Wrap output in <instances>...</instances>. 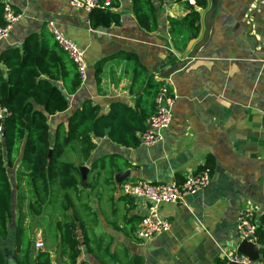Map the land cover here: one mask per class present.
Here are the masks:
<instances>
[{
    "label": "crops",
    "instance_id": "1",
    "mask_svg": "<svg viewBox=\"0 0 264 264\" xmlns=\"http://www.w3.org/2000/svg\"><path fill=\"white\" fill-rule=\"evenodd\" d=\"M4 2L20 18L1 41L0 53L21 47L30 33L54 40L49 22L84 51L87 77L74 94L66 95L67 110L48 117L51 136L59 125L66 127L68 117L85 100L103 114L117 101L136 107L147 76L133 81V61L128 56L136 55L157 80L163 70L182 62L168 78L176 99L161 142L124 147L106 137L93 138L96 147L83 167L91 183L88 191L97 195L91 201L94 216L89 212L81 222L95 257L82 245L81 259L90 264H218L223 261L222 250L241 249L253 258L252 264H263L259 248L240 240L237 213L252 206L257 222L264 216V0H215L214 7L207 0L205 8L191 5L199 13V31L177 47L169 33L170 20L190 12L187 0H155L158 28L152 32L138 26L131 0H118L114 9L120 14L118 25L96 29L91 28L88 13L73 8L68 0H0ZM101 61L96 77L95 66ZM58 86L63 90L62 82ZM145 98L152 104L151 98ZM63 158L78 160L71 146ZM95 160L99 167L91 172L89 163ZM206 165L211 169L206 189L177 204L160 206L170 230L148 241L137 240L136 219L144 215L147 203L121 194L120 183H179ZM7 173L13 208L16 213L17 208L26 212V178L19 159ZM72 194L73 201L78 199ZM42 216L36 211L32 222L24 220L34 239V226L40 223H46L49 238L58 233L56 220ZM15 230L13 222L7 239H0L6 264H14Z\"/></svg>",
    "mask_w": 264,
    "mask_h": 264
},
{
    "label": "trees",
    "instance_id": "2",
    "mask_svg": "<svg viewBox=\"0 0 264 264\" xmlns=\"http://www.w3.org/2000/svg\"><path fill=\"white\" fill-rule=\"evenodd\" d=\"M107 1V8H95L88 13L91 28H109L119 24L120 14L114 11L118 0H99V3L103 6ZM194 1L198 7L207 6V0ZM131 3L138 26L146 32L157 30L155 0H131ZM189 7L190 12L186 16L170 20L169 33L176 47L181 41L193 39L199 31V13L193 6ZM128 60L133 61V81L142 75L147 76L144 95L137 99L135 108L117 101L111 103L109 111L103 114L97 105L85 100L68 117L66 127L59 125L51 136L48 117L66 111L69 106L66 95L74 94L81 85L75 66L49 35L30 33L21 47L8 48L0 53V107L10 112L0 121L3 127L0 143V239H7L10 225L14 222V264H52L51 248L36 250L34 236L24 226L25 218L32 222L36 211L38 214L42 211L43 218L57 217L55 229L58 233L49 240L52 245L60 247V255L66 264H90L81 259V246L92 256L94 250L89 245L82 222L73 212L70 194L81 191V168L88 163L96 147L93 138L106 137L124 147L139 145L137 133L145 129L146 120L154 111L155 96L164 83L161 79H154L153 73L139 63L136 55L128 56ZM103 64L104 61L96 64V77L100 75ZM59 82H62L63 90L58 86ZM146 96L151 98L152 104L146 103ZM68 146L73 148L77 161L63 158ZM18 159L25 173L28 202L26 212L17 208L16 213L13 208L14 191L7 171ZM104 166L103 159L102 168ZM89 167L91 172L97 171L99 160L89 163ZM86 186L90 184L87 182ZM20 196L17 192L15 199ZM69 210L74 217L68 213ZM136 221L139 223L141 218ZM256 234L260 259L264 264V216L259 217ZM0 264H6L1 250Z\"/></svg>",
    "mask_w": 264,
    "mask_h": 264
},
{
    "label": "built area",
    "instance_id": "3",
    "mask_svg": "<svg viewBox=\"0 0 264 264\" xmlns=\"http://www.w3.org/2000/svg\"><path fill=\"white\" fill-rule=\"evenodd\" d=\"M190 5H195L194 0H187ZM69 4L78 10L89 13L95 8H107L109 2L102 6L99 0H68ZM20 15L15 13L11 5L7 2L2 4L0 12V43L12 30ZM57 46L67 55L75 66L76 72L82 84L87 77V64L84 51L79 48L70 38L54 28L52 22L48 23ZM163 84L154 99V112L146 121L144 130L137 133L139 144L151 147L163 140V133L169 127L173 116V105L176 99L168 78L162 79ZM10 112L5 107H0V121H3ZM3 127L0 124V143L2 142ZM211 169L203 166L199 171L184 177L182 182L151 183L145 180L135 182H122L119 191L124 196H129L147 203L146 211L141 217L138 228L135 231V238L140 241H148L158 234L168 232L171 227L170 221L160 214V206L163 204H177L182 202L187 196L194 195L206 189L210 183ZM257 210L250 206L240 209L237 213V230L240 240L256 245L258 237L256 234L258 222ZM36 250L44 248L42 240L34 243ZM221 258L225 264H252L249 257L238 252L221 251Z\"/></svg>",
    "mask_w": 264,
    "mask_h": 264
},
{
    "label": "rangeland",
    "instance_id": "4",
    "mask_svg": "<svg viewBox=\"0 0 264 264\" xmlns=\"http://www.w3.org/2000/svg\"><path fill=\"white\" fill-rule=\"evenodd\" d=\"M87 182H88L87 178H85L81 181V183H80L81 191L74 194V198H78V199H75L74 201L72 200L73 201V206H72L73 212H75L74 214H76L78 216L80 221H82L83 216L88 214L89 212H91L94 216L91 201H92V197L96 196L97 194L95 195L93 191L92 192L88 191L91 189L86 186ZM83 196H84V198H83ZM101 202L102 201H100L98 203L99 206L102 205ZM95 209H98V208L96 207ZM46 217L48 218V216H46ZM73 217H74V215H73ZM54 219L56 220L57 217L54 216ZM37 227H38V229L41 228L42 229L41 232H45V233L47 232L48 227H47L46 223H43V224L40 223L39 225L34 226V230H36L35 240L37 241V240L41 239L43 241L44 248H47V247L51 248V250H52L51 251V254H52L51 257H52L53 264H66L65 260L60 255V247L57 244L52 245L50 243V240H49L50 234L43 233V235H42L39 232V230L37 231ZM52 227L54 228L53 225H52ZM38 238H40V239H38ZM3 252L5 253L4 250H3Z\"/></svg>",
    "mask_w": 264,
    "mask_h": 264
},
{
    "label": "water",
    "instance_id": "5",
    "mask_svg": "<svg viewBox=\"0 0 264 264\" xmlns=\"http://www.w3.org/2000/svg\"><path fill=\"white\" fill-rule=\"evenodd\" d=\"M212 6L214 7L215 6V0H212ZM182 66V62H178V63H175L171 66H169L168 68H166L165 70H163L161 73H160V77L162 79H166V78H169L172 74H174L177 70H179V68ZM51 154V151H49L48 155ZM81 172H82V178L85 179L86 177V173H87V169L82 167L81 168ZM123 178V177H121ZM238 252L242 253L243 255L247 256L250 258V260L253 262V258H251L250 256H248L247 254L243 253V251L241 249H238Z\"/></svg>",
    "mask_w": 264,
    "mask_h": 264
}]
</instances>
